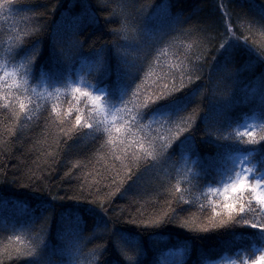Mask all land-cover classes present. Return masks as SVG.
I'll list each match as a JSON object with an SVG mask.
<instances>
[{
  "label": "trees",
  "instance_id": "1",
  "mask_svg": "<svg viewBox=\"0 0 264 264\" xmlns=\"http://www.w3.org/2000/svg\"><path fill=\"white\" fill-rule=\"evenodd\" d=\"M260 137L264 0H0V264H251Z\"/></svg>",
  "mask_w": 264,
  "mask_h": 264
},
{
  "label": "snow or ice",
  "instance_id": "2",
  "mask_svg": "<svg viewBox=\"0 0 264 264\" xmlns=\"http://www.w3.org/2000/svg\"><path fill=\"white\" fill-rule=\"evenodd\" d=\"M224 47L223 45L221 46ZM229 48L232 47L231 44L228 46ZM225 52L228 51L227 48L224 49ZM77 92H79V88L76 89ZM104 95V92L101 91L100 94L96 97V99H99L100 96ZM153 100H162L164 99V94H158L152 97ZM121 103L123 101H120ZM21 110H24V104L21 103L19 105ZM131 120H135V116L130 117ZM76 124H81V117L77 116L76 118ZM87 128H92L91 124L84 125ZM117 132H120V128L116 129ZM249 136H251V133H248ZM261 140H264V137H260ZM248 142L250 143H256V139L252 138ZM147 155L151 156L152 152H148ZM251 171L246 169L244 172L245 178H239L234 183H232L231 188L229 189L227 186H225V192L231 193V194H243L244 192H247L246 202L239 203L237 206L233 203H224L223 208L226 209L229 214L235 212V216H231V219L235 223H243L245 225H248L252 228L259 229L261 232H264V176L255 179L254 181L252 179L247 178V173ZM240 175L239 173L237 174ZM230 195H226L225 199H230ZM239 198V196H238ZM259 206V209H257L256 206ZM251 216L252 219H249L248 217ZM251 264H264V252L261 253V255L255 259L252 260Z\"/></svg>",
  "mask_w": 264,
  "mask_h": 264
},
{
  "label": "rangeland",
  "instance_id": "3",
  "mask_svg": "<svg viewBox=\"0 0 264 264\" xmlns=\"http://www.w3.org/2000/svg\"><path fill=\"white\" fill-rule=\"evenodd\" d=\"M80 87H82L83 89H85L86 92H90L91 91V95L93 97V99L98 102L97 104L101 107V109L103 108V112H106L107 114L109 113L110 110H113V119L115 118V111L117 110L116 107H113V108H109V107H106V103L103 101V97L105 94V92L102 90L103 88L101 89H96V88H89V87H86L83 83H79ZM103 91L104 92V95L100 96L99 99H96V97L100 94V92ZM241 164V169L245 172V170L247 169V166H248V162L244 160V162H240ZM244 175V174H243ZM248 175V173H247Z\"/></svg>",
  "mask_w": 264,
  "mask_h": 264
},
{
  "label": "bare ground",
  "instance_id": "4",
  "mask_svg": "<svg viewBox=\"0 0 264 264\" xmlns=\"http://www.w3.org/2000/svg\"><path fill=\"white\" fill-rule=\"evenodd\" d=\"M83 210V209H82ZM83 211H85V210H83ZM92 216H94V214H92Z\"/></svg>",
  "mask_w": 264,
  "mask_h": 264
}]
</instances>
